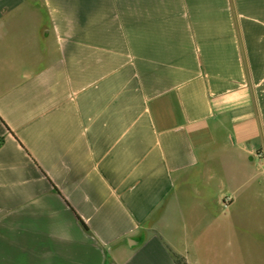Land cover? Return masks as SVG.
Listing matches in <instances>:
<instances>
[{"label":"crops","instance_id":"1","mask_svg":"<svg viewBox=\"0 0 264 264\" xmlns=\"http://www.w3.org/2000/svg\"><path fill=\"white\" fill-rule=\"evenodd\" d=\"M238 237L264 253V0H0V264Z\"/></svg>","mask_w":264,"mask_h":264},{"label":"rangeland","instance_id":"2","mask_svg":"<svg viewBox=\"0 0 264 264\" xmlns=\"http://www.w3.org/2000/svg\"><path fill=\"white\" fill-rule=\"evenodd\" d=\"M257 227V223H250L252 234L256 230L255 227ZM240 238V239H239ZM250 243L248 244L246 239H243V237H238L236 240V245H240L244 248L243 254H241L240 261L244 260V262L248 261L249 264H257L258 262L264 261V253L261 249H259V246L255 243H253V239H249ZM248 246V247H247Z\"/></svg>","mask_w":264,"mask_h":264}]
</instances>
